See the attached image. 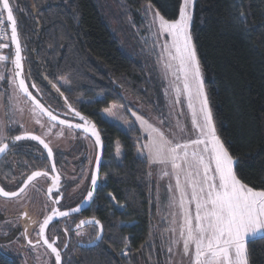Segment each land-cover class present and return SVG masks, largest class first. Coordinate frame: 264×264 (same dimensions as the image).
I'll use <instances>...</instances> for the list:
<instances>
[{
	"label": "trees",
	"instance_id": "1",
	"mask_svg": "<svg viewBox=\"0 0 264 264\" xmlns=\"http://www.w3.org/2000/svg\"><path fill=\"white\" fill-rule=\"evenodd\" d=\"M10 3L30 90L55 110L65 107L62 93L77 111L87 112L104 136L106 162L102 174L106 173L107 180L92 208L104 227L103 242L83 248L70 258L65 256L63 264L69 259L70 264H168V223L165 217L160 218L157 183L149 176V164L137 154L144 136L137 126L121 128L102 110L111 103L125 104V92L149 103L155 101L160 76L158 49L148 26L146 7L151 4L173 20L179 15L182 0ZM241 12L248 17L246 26L238 22ZM191 32L217 134L239 161L237 177L254 189L264 190V0H195ZM8 40L12 59L10 34ZM6 75L8 80V72ZM64 79L69 83L64 84ZM31 82L40 93L31 88ZM20 133L11 125L7 137ZM118 145L121 154L117 166L108 168L106 163L112 160ZM10 148L0 159L1 184L8 173L14 176L18 171L21 183L33 171L50 167L48 158H37L44 150L36 141L22 140L15 147L10 144ZM10 154L15 161L7 168ZM108 194L124 207H116ZM12 228H0V243L23 230ZM125 248L128 256L121 255ZM0 264L23 263L0 248ZM248 264H264V234L248 243Z\"/></svg>",
	"mask_w": 264,
	"mask_h": 264
},
{
	"label": "snow or ice",
	"instance_id": "2",
	"mask_svg": "<svg viewBox=\"0 0 264 264\" xmlns=\"http://www.w3.org/2000/svg\"><path fill=\"white\" fill-rule=\"evenodd\" d=\"M194 5L195 0H183L178 18L171 21L160 16L157 12L152 17L149 27L156 26L154 37H170V40L163 42L159 54L164 77L168 81L174 103L178 104L182 95L186 97L187 107L191 111L193 131L197 138L187 142H174L173 139L165 135L160 127L133 112L131 115L135 121L139 122L141 130L147 137L137 154L142 156L149 165H158L161 169V178L166 177L169 180L167 184L168 207L176 210L172 213L176 218L173 223L178 224L177 228L171 229L172 233L176 235V239L171 243L182 244L183 254L185 256L191 254L190 264H248V243L258 238L260 234H264V190L257 191L237 177L235 168L239 161L230 154L223 140L217 134L191 32ZM5 12L6 20L11 25V40L15 44L14 58L10 60L13 69L8 73V82L13 90L8 99L14 102L9 113L14 114L17 110L16 104H18L19 96L26 97L27 101H31V112L35 117L46 116L48 118L49 124L44 136L50 135L57 125L67 126L68 129L81 130L85 134H90L94 138V144L102 148L101 134L95 122L82 115L72 104L67 103V97H64L62 93L60 96L65 101L67 108L63 115L79 119L81 123H71L68 118L61 119V113L54 114L50 106L46 107L29 90V83L26 82L24 74V57L21 55L17 20L14 17L13 5L10 0H0V24L4 23L3 14ZM150 12H152V7L149 4L146 7V17ZM247 19L248 17L241 12L238 22L246 26ZM2 35L3 33H0V36ZM7 47L6 43L0 44V50ZM6 61H9V57L0 54V62ZM4 79L5 75L0 72V81ZM63 83L68 84L69 82L64 79ZM31 88L38 93L41 92L35 82H31ZM167 92L168 89L165 90V94ZM113 108L115 105L102 110V112L104 115L119 119ZM19 111L22 113L23 109L21 108ZM13 123L19 124L20 122L11 119L10 116L7 127L10 128ZM36 123H40L39 118L36 119ZM159 123L163 124L164 121L161 120ZM41 126L43 127V125ZM5 127L4 121L0 120V156L7 155L11 150L10 144L11 147H15L16 142L26 139L42 145L44 151L39 153L38 159H47L53 156L52 148L41 136L25 131L22 135L7 137ZM177 128L182 133L185 131L179 123H177ZM57 135L62 136L63 129ZM172 135L174 136V134ZM120 151L118 145L115 152L119 155ZM101 163V156L98 154L93 162L94 171L90 179V190L78 207L71 211L52 208L51 215L44 216L42 222L31 221L33 224L38 223L37 235L42 239L43 244L51 250L55 264H61V253L62 250L68 248V243H64L63 249L59 248L56 246L55 239L50 241L45 232L55 219L79 214L85 205L90 206L94 203V194L97 188L101 181L106 182L107 180L106 176L100 174ZM51 170H55L54 161L51 164ZM150 175L151 173H149ZM48 176L49 171H33L17 191H6L4 187H0V197L19 198L25 193L31 182L37 178H47ZM60 179L59 172L51 176V187L47 190L49 195L52 194L53 189H56L57 196H63V193L59 191ZM173 180L174 183H172ZM108 195L116 207H124L116 203L112 194ZM59 203V199L52 200L53 205ZM22 217L31 220L27 211L22 213ZM85 225L96 226L94 229L96 231L95 238L89 239L87 243L99 246L98 242H103L104 238L103 225L95 218L82 219L76 224L75 235L80 236L82 233L79 229ZM62 231L67 233L68 229L65 228ZM26 234L27 228L22 235ZM40 239L35 243L39 244ZM27 243L34 247L32 239H28ZM121 255L127 256V250ZM65 264H70V259Z\"/></svg>",
	"mask_w": 264,
	"mask_h": 264
},
{
	"label": "rangeland",
	"instance_id": "3",
	"mask_svg": "<svg viewBox=\"0 0 264 264\" xmlns=\"http://www.w3.org/2000/svg\"><path fill=\"white\" fill-rule=\"evenodd\" d=\"M151 7H152V12H150L148 15L149 25L151 24L152 17L155 15V13L158 12L160 16H163L158 10L154 8L153 5H151ZM107 16L110 18V11L107 12ZM155 31H156V26L152 25L150 27V32H151V36L155 40L158 49L157 65L160 74L157 80V86L155 88L156 89L154 95L155 101L149 103L134 97L130 92H125V99H126L125 104L111 103L108 107H106L109 108L110 106L115 105L113 111L115 112L116 117H119V119H114L107 115L104 114L103 115L109 120L113 122H117L120 125V127L125 130L129 129L130 125L131 127L137 126L140 129L142 135L144 136V138L141 136V144L143 143V141L147 139V137L141 130V126L139 122L135 121V118L131 115V113L133 112L137 113L140 116H143L146 120H148L150 123H153L155 126L160 127L161 130L165 132V135L168 136L170 139H173L174 142L177 141L187 142L191 139L197 138L196 134L193 131L191 111L187 107L185 96L182 95L180 97V102L178 104L173 102V94L169 89L168 81L164 77V71L162 68V64L160 62L159 54L162 49V44L163 42L170 40V37L167 36L154 37L153 33ZM120 37L122 38V40H124L125 38L123 33H120ZM3 41L4 42L7 41L6 44L9 45V40L7 36L3 38ZM3 41L1 42V44H3ZM8 47L0 50V54L9 57ZM10 60L11 58L9 57V61L3 63L0 62V65L4 66L5 68V70H2V68L0 69V72H2L5 75V79L3 81H0V91H3L6 94L7 99L13 92L8 82L9 78L8 80L6 79L7 78L6 73L11 72L13 69V65L11 64ZM202 75H203V71H202ZM203 80H204V75H203ZM166 89H168L167 94H165ZM13 103H14L13 101H10L8 99L9 106L7 107V109H8L9 119L11 116V119L18 120L20 122L19 124H15V123L12 124L13 131L14 132L20 131L22 133L25 131L34 132V129H37L39 133L44 136V132L46 131L49 124L48 119L44 116L35 117L31 112V101H27V98L23 96L18 97V104H16L17 110L14 112V114H10L9 110L12 107ZM21 108L23 109L22 113L19 111V109ZM37 118L40 119V123H36ZM161 120L164 121L163 124L159 123V121ZM177 123H179V125L185 129L183 133L177 128ZM41 125H43V127ZM61 129H63V135L62 136L57 135V133H59ZM172 134H174V136ZM74 136H75L74 131H71L65 127L57 125V127L52 130V133L50 135L44 137H46L47 140L53 145H57V144L64 145V144H68L69 140L74 138ZM87 141L89 148V155H87V157L90 159L94 154V144L91 139H87ZM120 154L121 152L119 153V155L114 154L112 160L111 161L108 160L109 163H106L108 168L111 167L112 169L116 168L117 166L116 164ZM149 166H150L151 175L156 180L157 183L158 209H159L160 218L165 217L168 223L166 230L168 252H169L168 264H190V261L192 259L191 254L189 256H185L183 254L182 244L174 245L171 243L172 240L176 239V235L172 233L171 229L177 228L178 224L173 223V220L176 218L172 215V213L175 212L176 210L168 207L167 184L169 183V180L166 177L161 178V169L158 165H149ZM101 176L107 177L106 173L101 174ZM104 183L105 181H101L102 185ZM172 183H174V180L172 181ZM255 190L260 191L261 189H255ZM35 192H36V182L35 183L33 182L25 190V193L22 194V196L19 198L0 197V211H2L5 217L8 218L9 222L14 225L12 230L14 231L16 229L15 225H19L23 229L20 233V235H22L25 228H27V234L22 235L24 239L20 241L18 237H15V239L13 237V239L7 240L4 243H0V248L5 252H8L11 256H14L17 260L21 261L23 264H52L51 255L48 252H46L41 246L39 247L37 245H34L33 247L28 245L27 243L28 240L27 237H31L32 239H34L33 231L34 229H36V226L38 225L39 221L42 220V216L44 214L43 208L41 207V204L38 202L36 198V196L38 197V195L35 194ZM40 197L42 198L41 194ZM193 209H194V205H193ZM25 211L28 212L31 220H29L27 217H22V213ZM13 220L14 222H12ZM32 220H35L38 223L33 224L31 222ZM13 231L11 232L13 233ZM10 241L11 243H9ZM38 248H41V250L38 251ZM169 248H171V251H169ZM125 250L127 249L125 248L123 252Z\"/></svg>",
	"mask_w": 264,
	"mask_h": 264
},
{
	"label": "flooded vegetation",
	"instance_id": "4",
	"mask_svg": "<svg viewBox=\"0 0 264 264\" xmlns=\"http://www.w3.org/2000/svg\"><path fill=\"white\" fill-rule=\"evenodd\" d=\"M52 110L55 113L57 112L61 113V117L68 118L70 121L81 123L79 119L65 117L63 115V113L67 111L66 107L62 109H56V110L52 109ZM82 115L90 119L88 117L87 112L83 110H82ZM95 124H96V127L101 131L102 136H103L102 129L98 126L96 122ZM62 127L67 128V126H62ZM69 130L74 131L75 136L74 138L69 140L68 144L53 145L47 140L46 137L40 134L37 129H34V132H38V134L41 135V138L45 139V141L50 144L53 150V160L55 162V169H56V171L51 170L52 163L50 161V158H48L50 162V167L44 168V169L41 168L38 170L49 171V176L47 178L40 177V178H37L35 181H33L34 183L36 182L35 194L38 195V197L36 196V198L38 202L41 204V207L43 208L44 214L42 216V220L44 216L51 215L52 208H57L61 211H68L78 206L81 203V201L84 199V197L87 195V192L89 191V188H90V179H91V175L93 172V162L96 159L98 147L97 145L94 144V138L91 137L90 134H85L81 130H76V129H69ZM87 139H91L94 144V154L90 159L87 157V155H89ZM103 139H104V136H103ZM54 155L57 158V164H56ZM6 161H7L6 166H8L7 168H9L12 162L15 160L13 159V156L10 154L9 156H7ZM14 169H16V167ZM56 172H59L60 177H61L60 179L61 187L59 191L63 193L62 197L57 196L56 189H53V192L51 195H49L47 191L48 188L51 187V176L55 175ZM19 177H20V173L18 171L16 172V175L14 176L8 173L4 177L3 184L1 183L0 184L6 190H9V191L16 190L23 184L24 180L27 178L26 176V178L23 179L21 183H18ZM33 182H31L30 184H32ZM101 186L102 184L100 183L97 189L96 195H95L94 203L96 201V197L98 195V192ZM40 194L42 195V198L40 197ZM54 199H59L60 203L53 205L52 200ZM94 203H92L90 206L86 208H83V210L79 214H72L67 218L55 219L52 223H50L49 228L46 230L47 237L49 238L50 241L55 239V243L57 247L63 249L64 243L65 242L68 243V248L62 250L63 261H64L65 256L67 258H70L72 257L73 253H76L82 250L83 248L95 247V245L85 246L84 244H87V241L89 239L95 238L96 231H94V229L96 228V226L94 225L82 226L81 229H79V231L82 234L80 236L75 235L76 224H78L79 221L82 219L95 218L99 220L101 223L99 214L96 211H93L92 209L94 207ZM0 212L3 214L2 211ZM42 220L39 221V223L42 222ZM12 222H14V220ZM5 226L14 227V225L11 224L8 218L5 217V215L3 214V218L0 220V228L4 229ZM15 227L19 228L20 226L15 225ZM65 228L68 229L67 233L62 231ZM2 233H5V232L2 231ZM20 233L16 235L15 237H18V239L21 241L24 238L22 235H20ZM37 233H38V225L36 226V229H34L33 231L34 239H32L31 237H27V238L32 239L34 242V245H37L39 247L41 246L46 252H48L51 255L52 264H55L54 255L51 253V250L47 248V245L43 244L42 241H40L39 244L35 243L36 240L40 239ZM98 243L100 244V242ZM40 250L41 248H38V251Z\"/></svg>",
	"mask_w": 264,
	"mask_h": 264
},
{
	"label": "water",
	"instance_id": "5",
	"mask_svg": "<svg viewBox=\"0 0 264 264\" xmlns=\"http://www.w3.org/2000/svg\"><path fill=\"white\" fill-rule=\"evenodd\" d=\"M13 14H14V11H13ZM5 15H6V12H5ZM14 17H15V15H14ZM7 25H8V29H9V34H10V38H11V33H10V28H11V25H10V22H7ZM17 29H18V25H17ZM18 35H19V31H18ZM19 39H20V35H19ZM11 42H12V40H11ZM20 43H21V40H20ZM12 46H13V51L15 52V44L12 42ZM21 49H22V44H21ZM21 55L24 57V55H23V49H22V52H21ZM23 66H24V59H23ZM24 74H25V67H24ZM25 77H26V74H25ZM26 82H27V78H26ZM29 90H30V88H29ZM31 91V90H30ZM33 93V92H32ZM34 95V94H33ZM35 96V95H34ZM37 99H39L38 97H37ZM40 100V99H39ZM41 103H43L42 101H41ZM44 104V103H43ZM45 105V104H44ZM46 106V105H45ZM46 107H48V106H46ZM52 110V109H51ZM54 114H56L55 112H54ZM46 117V116H45ZM61 119H65L64 117H60ZM71 123H79V122H74V121H70ZM98 129V128H97ZM99 130V129H98ZM100 131V130H99ZM28 132H31V133H33V134H35V135H39L38 133H36V132H33V131H28ZM24 132H22V133H20V134H18V135H22ZM100 134H101V140H102V148L100 147V146H97L98 148V150H97V155L99 154L100 156H101V160H102V163H101V168H100V174H102V165H103V159H104V139H103V136H102V133H101V131H100ZM39 136H41V135H39ZM46 142V141H45ZM49 146H50V144H49ZM51 147V146H50ZM3 156H0V159L2 158ZM50 161H51V163L54 161L53 160V156L52 157H50ZM55 171H56V169H55ZM93 171H94V169H93ZM93 173V172H92ZM21 186H23V184L21 185ZM20 186V187H21ZM0 187H2L1 186V184H0ZM90 187H91V185H90ZM98 189V188H97ZM6 190V189H5ZM18 189H16V190H12V191H17ZM89 190H90V188H89ZM6 191H9V190H6ZM97 192V191H96ZM96 195V193L94 194V196ZM86 197V196H85ZM81 204V203H80ZM79 204V205H80ZM78 205V206H79ZM78 206H76V207H78ZM89 205H85L84 206V208H86V207H88ZM76 207H74V208H76ZM73 209V208H72ZM68 211H71V210H68ZM45 235H46V232H45ZM47 236V235H46ZM40 241H42V239H40ZM43 242V241H42ZM85 246H88V245H91V244H84ZM61 255H62V253H61ZM61 264H63V256H62V259H61Z\"/></svg>",
	"mask_w": 264,
	"mask_h": 264
},
{
	"label": "crops",
	"instance_id": "6",
	"mask_svg": "<svg viewBox=\"0 0 264 264\" xmlns=\"http://www.w3.org/2000/svg\"><path fill=\"white\" fill-rule=\"evenodd\" d=\"M3 63V62H2ZM5 70L4 66L0 65V69ZM0 120H3L5 127V135L8 136V110H7V96L3 91H0Z\"/></svg>",
	"mask_w": 264,
	"mask_h": 264
},
{
	"label": "built area",
	"instance_id": "7",
	"mask_svg": "<svg viewBox=\"0 0 264 264\" xmlns=\"http://www.w3.org/2000/svg\"><path fill=\"white\" fill-rule=\"evenodd\" d=\"M3 18H4V23L3 24H0V33H3V35L2 36H0V44H1V42L3 41V38L5 37V36H7L8 37V35H9V30H8V28H7V25H6V15H5V13L3 14ZM6 42H4L3 41V44H5Z\"/></svg>",
	"mask_w": 264,
	"mask_h": 264
}]
</instances>
